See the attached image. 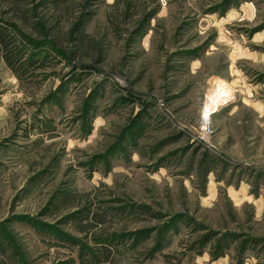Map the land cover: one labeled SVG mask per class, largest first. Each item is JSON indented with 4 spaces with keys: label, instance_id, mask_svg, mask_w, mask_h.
I'll return each instance as SVG.
<instances>
[{
    "label": "rangeland",
    "instance_id": "1",
    "mask_svg": "<svg viewBox=\"0 0 264 264\" xmlns=\"http://www.w3.org/2000/svg\"><path fill=\"white\" fill-rule=\"evenodd\" d=\"M0 264H264V0H0Z\"/></svg>",
    "mask_w": 264,
    "mask_h": 264
},
{
    "label": "bare ground",
    "instance_id": "2",
    "mask_svg": "<svg viewBox=\"0 0 264 264\" xmlns=\"http://www.w3.org/2000/svg\"><path fill=\"white\" fill-rule=\"evenodd\" d=\"M215 88V87H214ZM215 90V89H214ZM214 90H213V92H214ZM216 91V90H215ZM214 97H216V96H214ZM218 98H220L219 96H218ZM222 99V98H221ZM219 100V99H218ZM216 105V104H215ZM214 107V106H213ZM212 108V107H211Z\"/></svg>",
    "mask_w": 264,
    "mask_h": 264
}]
</instances>
